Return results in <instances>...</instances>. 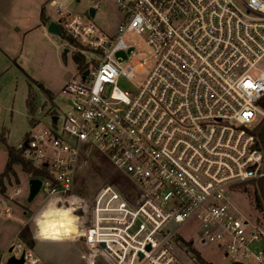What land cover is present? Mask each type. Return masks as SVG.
<instances>
[{"label":"built area","instance_id":"2783aa9c","mask_svg":"<svg viewBox=\"0 0 264 264\" xmlns=\"http://www.w3.org/2000/svg\"><path fill=\"white\" fill-rule=\"evenodd\" d=\"M110 1L121 14L111 35L94 23ZM57 14L71 45L99 57L63 89L64 115L53 114L50 128L34 126L19 146L49 175L37 198L71 192L83 153L94 149L129 184L102 185L84 228L85 245L109 263L184 264L173 245L193 221L204 244L239 263L264 264V229L231 201L235 189L264 177L253 134L263 114L264 0H90L85 15L62 7ZM141 34L154 62L131 96L117 83L133 78ZM7 253L0 264H46L20 239Z\"/></svg>","mask_w":264,"mask_h":264},{"label":"rangeland","instance_id":"374dc122","mask_svg":"<svg viewBox=\"0 0 264 264\" xmlns=\"http://www.w3.org/2000/svg\"><path fill=\"white\" fill-rule=\"evenodd\" d=\"M52 1L0 0V135L4 136L8 146L16 149L28 139L34 126L40 124L44 128H50L52 115L62 116L66 112L69 98L63 93V89L69 83L81 81L75 56L80 54L87 66L91 58L99 57L94 52L75 49L63 26L61 35L48 32L50 23L59 22V5L68 13L85 15L90 0H54L57 2L55 6ZM97 9L94 23L104 32L114 34L121 21L117 5L110 1ZM42 12L45 14L44 21L41 19ZM135 40L143 46L136 49L137 57L131 62L133 78L122 77L117 83L122 91L131 96L137 93L154 62L151 49L145 45L146 35H136ZM117 57L126 60L128 55L121 52ZM141 57L146 58L148 66L138 69L134 61ZM39 85H43L49 94L43 92ZM259 123H264V110L258 118L257 124ZM7 161L5 145L0 142V174ZM14 169L16 177L10 176V180L5 181L7 191L4 195L0 194V256L4 254L5 259L9 257V247L19 240L18 235L25 227L29 229L34 252L46 264H111L101 250L86 246L76 236L82 223L87 226L93 199L102 185L113 183L121 189H126L129 185L111 161L94 149L83 153L73 190L67 195L54 197L60 198L61 207L67 206L68 198H78L74 215L79 218L80 225L73 239L58 241L33 239V216L49 200L42 202L37 198L38 200L29 204L27 197L32 178L20 166H15ZM256 188V182L240 186L232 193L231 201L243 217L264 229V212L257 208ZM6 209L10 210V217L4 215ZM178 241V244L173 245L174 253L184 264H200L198 256L210 264L236 263L235 257L225 256L216 244H204L201 226L193 221L180 229Z\"/></svg>","mask_w":264,"mask_h":264},{"label":"trees","instance_id":"16d2710c","mask_svg":"<svg viewBox=\"0 0 264 264\" xmlns=\"http://www.w3.org/2000/svg\"><path fill=\"white\" fill-rule=\"evenodd\" d=\"M41 19H42V21L45 20L44 12H42V14H41ZM61 32H62V30H61ZM69 42H70V44H73L72 41L69 40ZM75 62L78 66L79 73H84L85 70L88 68V66L84 64V61H83L80 54H77L75 56ZM39 88L43 92H46L47 94H49L43 85H39ZM260 103H261L262 109L264 110V99ZM28 105H29V107L31 106L30 102H28ZM253 134L257 138V148L264 152V123H259V125H257V127L254 129ZM0 142L5 145V148H6V151L8 154V161H7L6 167L3 171V173L0 174V194L4 195L7 191V186H6L5 181H9L10 176L16 177V172L14 169L15 166H20L22 168V171H24V173L30 175L32 179L33 178L42 179L44 177L49 176L45 169H40V168H37L36 166H34L23 155L22 149H16V148H13L11 146H8L6 139L4 138L3 135L2 136L0 135ZM16 181H17V179H16ZM255 182H256V186H257V188H256V190H257L256 191V205L260 211L264 212V177L255 181ZM18 238L21 241H23L25 244L30 246L31 248H34V243L30 240L29 229L24 227L20 231ZM198 262L200 264H210V263H207L204 260H202L200 258V256H198Z\"/></svg>","mask_w":264,"mask_h":264},{"label":"clouds","instance_id":"9594fccd","mask_svg":"<svg viewBox=\"0 0 264 264\" xmlns=\"http://www.w3.org/2000/svg\"><path fill=\"white\" fill-rule=\"evenodd\" d=\"M77 202L78 198H68L67 206L61 207L60 198H50L33 216L35 224L33 239L37 241L73 239L79 224V218L74 215Z\"/></svg>","mask_w":264,"mask_h":264},{"label":"water","instance_id":"95a60500","mask_svg":"<svg viewBox=\"0 0 264 264\" xmlns=\"http://www.w3.org/2000/svg\"><path fill=\"white\" fill-rule=\"evenodd\" d=\"M90 14L92 16L95 15V10L94 9H90ZM60 22L58 23H50L49 27H48V32L51 34H55V35H61V28H60ZM89 75V71L86 70L84 72L83 75V79L85 78V76ZM24 146L27 147V142L24 143ZM42 188V181L40 179L37 178H33L30 179L29 181V192H28V197H27V202L29 204L33 203L35 201V199L38 197L40 191ZM80 240L85 241V230H81V238ZM102 247H104V245H101ZM8 264H23V259H21L20 261H16L14 258L10 259ZM234 264H244V263H239L236 262Z\"/></svg>","mask_w":264,"mask_h":264},{"label":"bare ground","instance_id":"6f19581e","mask_svg":"<svg viewBox=\"0 0 264 264\" xmlns=\"http://www.w3.org/2000/svg\"><path fill=\"white\" fill-rule=\"evenodd\" d=\"M78 225H80V224H78ZM85 226H86V223H85V224H84V223L81 224L80 231L78 230V233H77L76 236H78V237L81 238V230H84ZM77 229H78V228H77Z\"/></svg>","mask_w":264,"mask_h":264},{"label":"crops","instance_id":"0c3cea01","mask_svg":"<svg viewBox=\"0 0 264 264\" xmlns=\"http://www.w3.org/2000/svg\"><path fill=\"white\" fill-rule=\"evenodd\" d=\"M52 5H53V6L57 5V2L53 0V1H52ZM59 7H62V6L59 5ZM62 8H63V7H62ZM41 14H42V13H41ZM28 32H29V31H28ZM49 241H50V240H49ZM51 241H52V240H51Z\"/></svg>","mask_w":264,"mask_h":264}]
</instances>
